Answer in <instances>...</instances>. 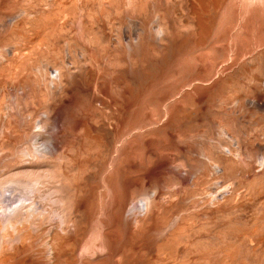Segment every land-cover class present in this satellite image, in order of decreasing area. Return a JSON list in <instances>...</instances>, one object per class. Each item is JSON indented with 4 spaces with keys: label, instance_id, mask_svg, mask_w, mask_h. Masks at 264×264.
<instances>
[{
    "label": "rangeland",
    "instance_id": "1",
    "mask_svg": "<svg viewBox=\"0 0 264 264\" xmlns=\"http://www.w3.org/2000/svg\"><path fill=\"white\" fill-rule=\"evenodd\" d=\"M0 126L48 154L0 183L65 184L58 264H264V0H0Z\"/></svg>",
    "mask_w": 264,
    "mask_h": 264
},
{
    "label": "bare ground",
    "instance_id": "2",
    "mask_svg": "<svg viewBox=\"0 0 264 264\" xmlns=\"http://www.w3.org/2000/svg\"><path fill=\"white\" fill-rule=\"evenodd\" d=\"M57 130H60L59 125ZM0 137V139L4 137L3 139L11 144L6 148L0 144V163L7 159L17 160L12 164L17 170L29 167L24 163L27 158L39 162L48 156L36 148L29 150L17 146L18 138L9 128L0 126ZM53 147L58 148L57 144ZM52 153L50 151L49 154ZM47 171L42 175L35 171L16 173L8 181L0 183V186L9 184L7 192L11 193L9 198L0 200V209L3 210L0 212V264H58L67 243L79 242L77 220L65 214L67 210L63 192L65 184L61 181L53 182L51 174ZM21 186H25L28 192L13 201L15 192L20 191ZM46 188H49L50 192L47 201H36L38 195ZM46 224V228H43ZM41 233L47 237L42 249L36 245L38 239H35Z\"/></svg>",
    "mask_w": 264,
    "mask_h": 264
}]
</instances>
